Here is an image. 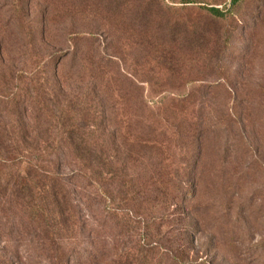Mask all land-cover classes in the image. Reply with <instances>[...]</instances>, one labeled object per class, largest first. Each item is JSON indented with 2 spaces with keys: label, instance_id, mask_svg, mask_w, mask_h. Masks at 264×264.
I'll return each instance as SVG.
<instances>
[{
  "label": "rangeland",
  "instance_id": "obj_1",
  "mask_svg": "<svg viewBox=\"0 0 264 264\" xmlns=\"http://www.w3.org/2000/svg\"><path fill=\"white\" fill-rule=\"evenodd\" d=\"M106 1L128 11L119 24L95 8L105 0H0V24L15 19L11 28L27 37L31 51H85L91 44L80 36L93 34L104 60L115 53L123 75L137 84L134 92L125 93L141 96L154 121L160 119L175 131L165 159L191 195L179 193V201L153 221L158 248L151 251L155 245L142 241L141 251L134 252L135 243L105 240L101 244L114 252L112 259L88 256L83 263H120L129 251V263L146 255L148 262L141 258V264H150V257L152 264H264V0H242L235 6L231 0ZM210 7L224 16L213 17ZM132 13L135 18L144 15L142 24L127 19ZM41 17L52 37L46 43L31 42L27 35L41 33ZM20 23L23 30L15 26ZM152 23L155 40L165 30L172 33L175 46L151 40ZM19 64L0 65V80H9V68L15 73ZM171 106L175 118L167 113ZM183 162L193 170L189 185L180 170ZM12 220L0 203V251L17 253L0 257V264H59L62 255L53 254L50 239L18 234L9 225Z\"/></svg>",
  "mask_w": 264,
  "mask_h": 264
},
{
  "label": "trees",
  "instance_id": "obj_2",
  "mask_svg": "<svg viewBox=\"0 0 264 264\" xmlns=\"http://www.w3.org/2000/svg\"><path fill=\"white\" fill-rule=\"evenodd\" d=\"M241 1L231 0V5ZM95 8L117 24L126 10L106 0ZM207 10L213 17L224 16L218 8ZM134 14L127 19L142 24L144 15L135 18ZM9 19L6 26L0 24V65L21 62L15 73L9 68V80H0V203L13 217L10 227L18 234L50 239L53 254L62 255L59 264H72L74 258L85 264L88 256L112 259L114 252L101 243L117 238L124 244L135 243L134 252L141 251L142 241L156 250L159 238L153 221L179 201V193L191 195L165 159L175 143V131L167 130L160 119L154 121L141 96L125 93L134 92L137 84L123 75L115 53L109 52L104 60L94 47L93 34L80 36L91 44L86 49L90 51L70 47L31 51L26 49L27 37L11 28L16 20ZM46 22L41 17V33L27 35L29 41L51 39L44 30ZM15 26L24 28L22 23ZM149 30L156 41L151 35L154 25ZM171 34L158 31L157 44L175 46ZM173 109L163 112L175 118ZM180 170L189 185L193 170L185 162ZM6 235L11 238L12 231ZM126 252L123 262L111 264H141V258L148 262L142 255L129 263L131 253ZM11 253L17 254L0 251V257ZM150 258L152 264L155 259Z\"/></svg>",
  "mask_w": 264,
  "mask_h": 264
}]
</instances>
